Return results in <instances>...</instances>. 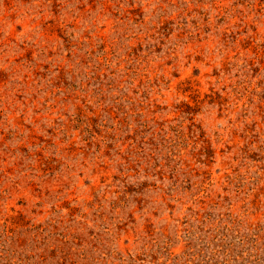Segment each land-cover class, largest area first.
<instances>
[{
  "label": "rangeland",
  "instance_id": "rangeland-1",
  "mask_svg": "<svg viewBox=\"0 0 264 264\" xmlns=\"http://www.w3.org/2000/svg\"><path fill=\"white\" fill-rule=\"evenodd\" d=\"M0 264H264V0H0Z\"/></svg>",
  "mask_w": 264,
  "mask_h": 264
}]
</instances>
